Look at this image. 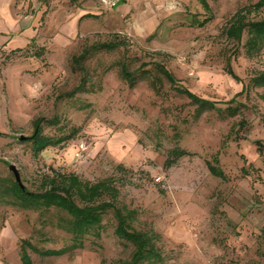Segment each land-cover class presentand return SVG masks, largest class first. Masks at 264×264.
Segmentation results:
<instances>
[{
	"label": "rangeland",
	"instance_id": "1",
	"mask_svg": "<svg viewBox=\"0 0 264 264\" xmlns=\"http://www.w3.org/2000/svg\"><path fill=\"white\" fill-rule=\"evenodd\" d=\"M258 1L60 0L48 34L0 52V264H21L24 240L41 250L73 243L66 211L18 205L12 165L32 192L43 190L51 168L82 181L112 179L119 206L137 212L133 227L159 236L161 261L142 264H264V87L252 81L264 72V50L247 52V31L241 42L226 35L234 15ZM246 14L263 20L264 8ZM85 49L89 56L75 61ZM158 64L196 95L227 103L196 119V106ZM37 119L43 136L71 139L37 155ZM177 148L190 154L167 166ZM215 157L225 180L209 170ZM115 227L108 212L84 248L59 257L30 251L33 264H123L135 247Z\"/></svg>",
	"mask_w": 264,
	"mask_h": 264
},
{
	"label": "trees",
	"instance_id": "2",
	"mask_svg": "<svg viewBox=\"0 0 264 264\" xmlns=\"http://www.w3.org/2000/svg\"><path fill=\"white\" fill-rule=\"evenodd\" d=\"M264 8V0L248 8L239 10L231 20L226 29V35L229 39L241 42L245 31L248 32V40L246 42L247 52L250 55L260 54L264 50V19L253 21L248 19V15L252 10L259 11ZM214 18V15L208 17L200 23L204 26ZM117 46L114 43L96 44L94 47L98 50L113 49ZM90 49H85L81 56L75 57L78 61L86 59L90 54ZM159 72L171 83L173 88L181 95L186 96L192 104L196 106V119L200 118L206 110L221 109L216 105L219 103L204 99L188 88L181 86L176 76L163 64H158ZM121 71L123 77L130 82L133 87L137 81L134 73L128 66L122 64ZM254 85L264 87V72H261L252 79ZM155 88L156 84H154ZM232 107L225 108L229 116L235 117L239 113V108L233 110ZM229 109L230 112H229ZM42 119L35 122L36 131L31 137L34 142L35 153L39 155L50 146H60L68 142L70 136L50 137L43 136L40 131ZM55 124V122H51ZM190 154L181 148L174 149L171 157L166 161L167 166ZM264 160V153L260 152ZM219 158L215 157L212 161H208L210 172L222 179H227L223 169L218 166ZM43 190L40 192H32L27 188H21L15 181L9 188L10 192L16 197L19 206L24 209L44 208L49 210L57 208L66 211L70 215L65 229L72 235L73 243L61 249H45L37 248L31 241L24 240L21 249V264H33L30 251H34L41 256H63L70 251L82 249L85 247L86 238L90 235L100 236V230L103 228L104 215L112 212L116 220L115 234L121 240L130 242L135 247L131 259L123 264H142L144 261H161V254L156 246L159 239L158 234L153 231L136 230L132 223L136 218V210L129 209L125 206H119L118 198L120 191L115 186L114 181L110 178L98 182L82 181L81 178L74 173H62L51 168V174H48L42 182Z\"/></svg>",
	"mask_w": 264,
	"mask_h": 264
},
{
	"label": "crops",
	"instance_id": "3",
	"mask_svg": "<svg viewBox=\"0 0 264 264\" xmlns=\"http://www.w3.org/2000/svg\"><path fill=\"white\" fill-rule=\"evenodd\" d=\"M59 1L60 0H0V52H10L14 49L24 48L30 43L37 41L42 35L48 34V29H52L51 27L53 26L52 22L55 14L57 15V13H59L58 9H56V5H58ZM89 4L90 2L83 5H87L88 8H90ZM61 7L64 6L62 5ZM61 15H63V13ZM63 17L62 19L64 20ZM65 17H67V21L69 22L68 12H66ZM57 18H59L58 15ZM44 22L45 25L43 24ZM81 22L82 19L79 20L78 27L81 26ZM49 33L53 32L49 31ZM58 34L64 35L60 33V31ZM58 36L54 41L59 44V41L62 40L63 43L65 37L59 39ZM52 45V42L43 44V46L48 48Z\"/></svg>",
	"mask_w": 264,
	"mask_h": 264
},
{
	"label": "water",
	"instance_id": "4",
	"mask_svg": "<svg viewBox=\"0 0 264 264\" xmlns=\"http://www.w3.org/2000/svg\"><path fill=\"white\" fill-rule=\"evenodd\" d=\"M10 169L13 171L15 178H16V181L18 182L19 186L24 189V186L21 182L20 172L18 171V169L13 165L10 167Z\"/></svg>",
	"mask_w": 264,
	"mask_h": 264
},
{
	"label": "built area",
	"instance_id": "5",
	"mask_svg": "<svg viewBox=\"0 0 264 264\" xmlns=\"http://www.w3.org/2000/svg\"><path fill=\"white\" fill-rule=\"evenodd\" d=\"M113 5H115V2L113 3ZM86 150V147H85V144H81L79 147H78V150L76 152V156L77 157H82L84 151ZM158 182H161V180H157Z\"/></svg>",
	"mask_w": 264,
	"mask_h": 264
}]
</instances>
